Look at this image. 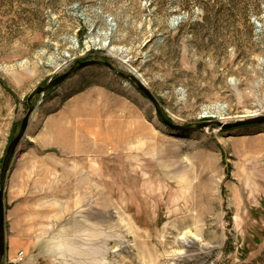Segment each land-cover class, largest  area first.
I'll return each mask as SVG.
<instances>
[{
    "label": "rangeland",
    "instance_id": "rangeland-1",
    "mask_svg": "<svg viewBox=\"0 0 264 264\" xmlns=\"http://www.w3.org/2000/svg\"><path fill=\"white\" fill-rule=\"evenodd\" d=\"M91 59L191 128L102 65L35 93L7 176L30 156L44 231L13 262L264 264V122L214 123L264 115V0H0V167L31 92Z\"/></svg>",
    "mask_w": 264,
    "mask_h": 264
},
{
    "label": "crops",
    "instance_id": "crops-1",
    "mask_svg": "<svg viewBox=\"0 0 264 264\" xmlns=\"http://www.w3.org/2000/svg\"><path fill=\"white\" fill-rule=\"evenodd\" d=\"M60 132L66 133L67 136L83 137V124H69L60 126ZM73 131L72 133H69ZM94 136L91 129H86V136ZM18 160L12 166L6 179L4 191L5 204V257L14 261L19 250H27L33 245L35 233L43 232V213L42 209L37 211V196L30 192L33 185V164L28 154L19 155ZM51 172V168H43ZM67 178V177H66ZM69 179V178H68ZM67 179V180H68ZM71 182V181H70ZM82 183V180L80 181ZM42 225V226H41ZM13 264H16L13 262Z\"/></svg>",
    "mask_w": 264,
    "mask_h": 264
},
{
    "label": "water",
    "instance_id": "water-1",
    "mask_svg": "<svg viewBox=\"0 0 264 264\" xmlns=\"http://www.w3.org/2000/svg\"><path fill=\"white\" fill-rule=\"evenodd\" d=\"M89 65L106 66L112 72H114L116 75L120 76L121 78H124L125 80H128V81H132L135 84V86L150 100V102L153 104V106L155 108L157 115L159 116L161 121L165 125H167L168 127L175 129V130H187V129L191 128V127H187V126L177 125V124H174L173 122H171L161 111L159 103L156 100V98L153 96V94L145 87V85L134 74L125 73L123 71H120V70L116 69L110 62H108L106 60H101V59H91V60H84V61L77 60L76 65L72 66L64 74L56 77L53 80H50L48 82V84H46L45 86L36 87L27 98L28 110H27L25 116L23 117V119L21 121L20 128H19L17 134L10 140V142L6 148V152H5L1 167H0V264L3 260V256L5 254V247H6L5 246V226H4V219H5V206H4L5 181H6L7 173L9 171L12 156L15 152V148H16L19 140L21 139V137L23 136V134L25 132L29 116H30L32 110L34 109V106L31 102V99L35 93L44 91V90L50 88L51 86L60 83L61 81H63L66 77H68L74 71H77L78 69H81V68H83L85 66H89ZM258 122H264V115L255 116L252 118H247L245 120H239L236 122L226 123V124H222L219 121H214V123H216L217 125H219L223 128H231V127H236V126L247 124V123H258ZM209 123H212V122H208V121L204 120L203 122L198 123L196 125V128L206 126Z\"/></svg>",
    "mask_w": 264,
    "mask_h": 264
},
{
    "label": "bare ground",
    "instance_id": "bare-ground-1",
    "mask_svg": "<svg viewBox=\"0 0 264 264\" xmlns=\"http://www.w3.org/2000/svg\"><path fill=\"white\" fill-rule=\"evenodd\" d=\"M255 113H253V114H248L247 116H250V115H254ZM257 114V113H256ZM208 116H212V115H208ZM209 164V163H208Z\"/></svg>",
    "mask_w": 264,
    "mask_h": 264
}]
</instances>
